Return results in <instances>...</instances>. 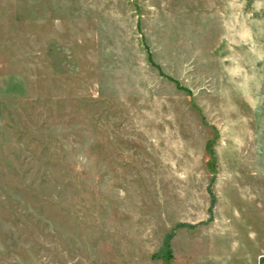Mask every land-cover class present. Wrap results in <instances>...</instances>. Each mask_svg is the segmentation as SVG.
Wrapping results in <instances>:
<instances>
[{
    "label": "rangeland",
    "instance_id": "374dc122",
    "mask_svg": "<svg viewBox=\"0 0 264 264\" xmlns=\"http://www.w3.org/2000/svg\"><path fill=\"white\" fill-rule=\"evenodd\" d=\"M0 264H264V0H0Z\"/></svg>",
    "mask_w": 264,
    "mask_h": 264
}]
</instances>
